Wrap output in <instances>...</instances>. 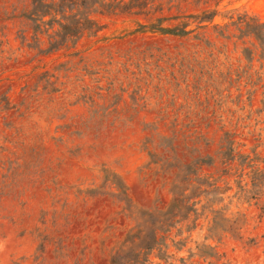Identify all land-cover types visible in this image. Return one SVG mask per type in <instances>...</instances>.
Instances as JSON below:
<instances>
[{
  "label": "rangeland",
  "instance_id": "obj_1",
  "mask_svg": "<svg viewBox=\"0 0 264 264\" xmlns=\"http://www.w3.org/2000/svg\"><path fill=\"white\" fill-rule=\"evenodd\" d=\"M203 2L0 0V264H264V0Z\"/></svg>",
  "mask_w": 264,
  "mask_h": 264
},
{
  "label": "trees",
  "instance_id": "obj_2",
  "mask_svg": "<svg viewBox=\"0 0 264 264\" xmlns=\"http://www.w3.org/2000/svg\"><path fill=\"white\" fill-rule=\"evenodd\" d=\"M203 1V0H200ZM209 0H204L203 4H208ZM216 16L215 12L209 13L208 10H203L202 15L199 16H184L183 18L186 19H194V21H198V26L196 29L203 28L204 25L203 23H212L214 17ZM163 20L158 19L157 20V25L150 27V30L159 32L160 34L163 35H170V36H175V37H182V36H187L194 32V30H187V27L189 26L188 23L180 22L176 26L173 27H162ZM254 40H255V47L256 50L260 53V56L262 59H264V23H257L254 31L252 32ZM253 182V181H252ZM254 189L258 188L257 183H252ZM258 191V190H257ZM153 247H150V250H152Z\"/></svg>",
  "mask_w": 264,
  "mask_h": 264
}]
</instances>
